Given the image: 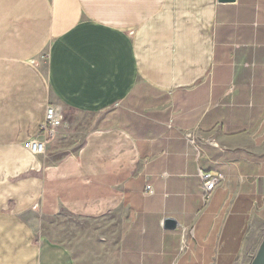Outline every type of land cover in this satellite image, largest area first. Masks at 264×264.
<instances>
[{"label":"crops","instance_id":"obj_1","mask_svg":"<svg viewBox=\"0 0 264 264\" xmlns=\"http://www.w3.org/2000/svg\"><path fill=\"white\" fill-rule=\"evenodd\" d=\"M263 237L264 0H0V264H249Z\"/></svg>","mask_w":264,"mask_h":264},{"label":"built area","instance_id":"obj_2","mask_svg":"<svg viewBox=\"0 0 264 264\" xmlns=\"http://www.w3.org/2000/svg\"><path fill=\"white\" fill-rule=\"evenodd\" d=\"M118 105V104H117ZM64 121V115L60 106L50 104L46 108L44 115V121L40 129V133L27 140L25 146L30 149L34 154L44 155L48 144L54 138L57 130L62 126ZM188 140L193 143V140L188 137ZM202 179V194L204 203H207L211 198L214 190L221 184L222 176H217L211 173L201 172ZM193 229L189 227H183L180 238V254L187 251L189 248L188 238L193 236Z\"/></svg>","mask_w":264,"mask_h":264},{"label":"water","instance_id":"obj_3","mask_svg":"<svg viewBox=\"0 0 264 264\" xmlns=\"http://www.w3.org/2000/svg\"><path fill=\"white\" fill-rule=\"evenodd\" d=\"M219 1L220 2H232L235 0H219ZM165 224H166V227L168 228L176 227V221L172 218L166 219ZM249 264H264V237L260 241V244Z\"/></svg>","mask_w":264,"mask_h":264},{"label":"rangeland","instance_id":"obj_4","mask_svg":"<svg viewBox=\"0 0 264 264\" xmlns=\"http://www.w3.org/2000/svg\"><path fill=\"white\" fill-rule=\"evenodd\" d=\"M54 105H55V104H54ZM57 106H58V105H57ZM253 254H254V253H253ZM253 254H252V255H253ZM250 258H252V257H250Z\"/></svg>","mask_w":264,"mask_h":264}]
</instances>
